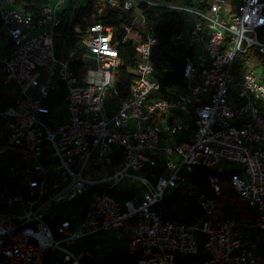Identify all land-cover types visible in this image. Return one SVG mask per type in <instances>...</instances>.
<instances>
[{"label": "built area", "instance_id": "built-area-1", "mask_svg": "<svg viewBox=\"0 0 264 264\" xmlns=\"http://www.w3.org/2000/svg\"><path fill=\"white\" fill-rule=\"evenodd\" d=\"M102 1L136 27L125 25L139 49L127 95L116 86L114 26L89 24L81 49L63 53L58 28L79 5L51 0L34 18L0 0L11 41L0 52V264H105L100 244L73 249L104 231L136 264H264V0ZM156 7L185 19L171 36L181 88L163 85L170 59L153 60L164 41ZM77 52L89 61L83 73ZM58 104L62 118L51 119ZM231 192L257 222L239 215ZM177 199H195L201 215L177 219L164 208ZM68 206L74 215L56 214Z\"/></svg>", "mask_w": 264, "mask_h": 264}, {"label": "trees", "instance_id": "trees-1", "mask_svg": "<svg viewBox=\"0 0 264 264\" xmlns=\"http://www.w3.org/2000/svg\"><path fill=\"white\" fill-rule=\"evenodd\" d=\"M51 0H16L17 5L27 13H30L34 18H38L43 7ZM166 2L177 0H163ZM185 4L205 7L207 0H178ZM159 14L162 15L163 20L159 23L157 30L161 32L164 39L162 46V54L171 61L172 71L166 74L163 79L164 87L178 84L181 88L183 81V56L175 54V48L171 44V36L174 33H179L183 29L184 17L177 12H169L165 9L156 7ZM94 22H102L107 25H112L116 28L115 36L118 40L119 49L121 51L122 63L118 68L116 86L123 95H127L130 91L131 84L135 78V73L132 71L138 66L139 49L132 37H126V26H133V18L130 12L120 11L119 9L105 5L102 0H89L86 5H82L77 9L76 15L71 16V8H68L63 13V21L60 30V38L62 41L70 42L75 46H79L86 36V29L89 24ZM76 25H81L80 31H74ZM1 27V20H0ZM70 45V44H69ZM169 46L171 51L164 49V46ZM75 63L74 67L77 73H83L89 67V61L83 59L81 55L77 54L72 57ZM178 87V88H179ZM174 91V89H173ZM0 95L5 93L0 89ZM13 96L7 95L4 100V105L15 104ZM223 197L229 193L228 181L224 180L222 183ZM231 196L236 200L237 206L240 210V215L245 219H252L255 222L258 219L255 217L253 210L246 207L238 197L231 192ZM223 197L221 201L223 200ZM177 199L175 202L167 200L164 208L173 214L177 219L190 221L198 218L201 215V210L195 199H191L189 203L183 205V201ZM200 256H197V258ZM105 264H136L135 259L125 252H118L107 256Z\"/></svg>", "mask_w": 264, "mask_h": 264}, {"label": "rangeland", "instance_id": "rangeland-1", "mask_svg": "<svg viewBox=\"0 0 264 264\" xmlns=\"http://www.w3.org/2000/svg\"><path fill=\"white\" fill-rule=\"evenodd\" d=\"M89 0H73V3L79 6L82 5H86L88 3ZM209 1V0H207ZM132 37H136V34L132 33L131 34ZM10 38L7 35L6 32H2L0 34V52L1 51H5L9 46H10ZM70 44V45H69ZM74 45L70 42H65L62 41L60 38V30L57 32V47L59 49V52H63V53H67L69 52V49L72 48ZM166 50L171 51L169 46H164ZM6 48V49H5ZM78 49H81V46H77ZM162 46L158 45L155 48V53H154V57L153 60L155 61V63H161L163 61V55H162ZM63 105L62 104H58L56 107H54L52 109V113H51V119L57 120L62 118V111ZM172 142V140L170 141ZM163 144H169V141H163ZM86 175L91 176L92 173L87 172ZM126 187L128 188L127 184H123L122 187ZM119 197L124 196V193H122L121 195H118ZM236 205L237 202L234 199ZM186 200H183V205H186ZM198 207L200 208L199 204ZM238 207V206H237ZM76 208L73 206H68L66 208H62V207H56L55 212L56 214H58L59 216H69V215H74L76 213ZM81 215H83V213L81 212ZM240 215V212H239ZM241 216V215H240ZM259 234H261L259 232ZM203 238H204V234L200 233V251L201 254H203ZM96 244H100L102 246V248L100 250H95V252H97V254H101L102 256H110L112 254L118 253V252H125L127 251V242L122 239H116L115 236L113 234L110 233V231H104V232H100L99 234H97L96 236L92 237V238H88L86 240L81 241L80 243H78L77 245L73 246V249L78 251V250H82L85 248H89V249H94ZM57 258L61 259L63 257V253L58 251L56 253Z\"/></svg>", "mask_w": 264, "mask_h": 264}]
</instances>
